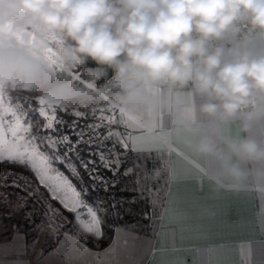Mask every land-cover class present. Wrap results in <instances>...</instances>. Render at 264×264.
Wrapping results in <instances>:
<instances>
[{
  "label": "clouds",
  "instance_id": "clouds-1",
  "mask_svg": "<svg viewBox=\"0 0 264 264\" xmlns=\"http://www.w3.org/2000/svg\"><path fill=\"white\" fill-rule=\"evenodd\" d=\"M259 46L264 0H0V82L55 105L161 104L149 90L167 86L206 97L202 113L238 118L247 133L264 119ZM223 143L221 152L202 140L196 151L223 169L208 179L234 190L250 178L242 163L264 161V140Z\"/></svg>",
  "mask_w": 264,
  "mask_h": 264
},
{
  "label": "crops",
  "instance_id": "crops-1",
  "mask_svg": "<svg viewBox=\"0 0 264 264\" xmlns=\"http://www.w3.org/2000/svg\"><path fill=\"white\" fill-rule=\"evenodd\" d=\"M149 95L163 103L116 109L120 142L134 153L165 159L166 185L155 226L149 235L116 228L105 251L77 247L64 264H118L116 257L129 247L136 264H264V161L242 163L250 178L224 190L208 179L222 174L219 161L196 151L202 140L221 152L225 140L244 135L260 143L264 119L242 133L238 118L221 122L218 114L202 113L207 98L187 89L160 86ZM0 262L35 264L17 250L0 251Z\"/></svg>",
  "mask_w": 264,
  "mask_h": 264
},
{
  "label": "snow or ice",
  "instance_id": "snow-or-ice-1",
  "mask_svg": "<svg viewBox=\"0 0 264 264\" xmlns=\"http://www.w3.org/2000/svg\"><path fill=\"white\" fill-rule=\"evenodd\" d=\"M78 79L73 75V80ZM28 109L26 103L20 108L6 101L0 82V165L17 164L31 172L36 187L44 189L49 201L71 212L78 228L101 239L98 204L106 215L120 217L125 204L147 199L144 190L130 192L122 185L136 176L127 159L134 149L113 139L107 116L69 112L44 99ZM135 182L139 184V179ZM9 186L24 191L18 184ZM150 212L151 207L142 213L145 220H150ZM81 247L86 249V244Z\"/></svg>",
  "mask_w": 264,
  "mask_h": 264
},
{
  "label": "rangeland",
  "instance_id": "rangeland-1",
  "mask_svg": "<svg viewBox=\"0 0 264 264\" xmlns=\"http://www.w3.org/2000/svg\"><path fill=\"white\" fill-rule=\"evenodd\" d=\"M81 83L88 89H95L96 87V85L85 83L84 81H81ZM89 85L92 87H89ZM3 91L5 100L11 101L13 107L19 106L22 108L23 104L26 103L29 106L28 110H30L36 106L40 100V98L30 91L17 88L13 85L6 86L3 84ZM49 104L55 105L51 103ZM55 106L69 112H80L81 115L88 112L91 116L93 113L96 116H107L112 123H117L116 105L112 104L107 99L99 104L88 107ZM33 115H35V113H33ZM36 119L39 120L40 118L37 116ZM114 135L116 138H120L118 130L114 131ZM146 159V157L144 158L143 156H138L137 159L133 160V168H135L136 176L128 178V180L124 182V185L130 192L134 189L144 190V195L147 199H138L136 204H129V206H126L125 213L130 214L132 220L115 227L113 232L116 228H126L136 231L139 234L149 235V230L152 226H155L157 222L166 185V163L162 156L159 157V160H156V162H154L150 157H148L149 160ZM146 161H149L153 168L147 167L148 165L146 164ZM136 179H139V184L135 182ZM21 180L25 185L30 187L26 179L22 178ZM32 189V193H35L38 198H43L44 193L42 191H40L37 187ZM44 203L46 209L43 216L45 217V220H41L39 224L27 229L25 233L15 229L14 231L9 232L8 230L7 232L6 227L2 223L0 224V251H21L35 264H64L65 259H73V256H75L74 253L78 248L83 249V247H81V243L86 244V248L88 249L90 247L87 246V242H90L93 246L91 249L98 252L105 251L110 246L113 234L109 239L108 232L103 226L104 221L102 217H100L103 229V237L101 239H96L94 236L89 235L78 228L76 222L73 221V214L71 212L72 219L70 220V224L68 228L62 231L60 229L63 227L62 225L67 222V220H64L66 222L60 220L63 217H61L57 207L52 206L48 203V201H44ZM22 207L23 203L12 206L13 211ZM149 207H151L150 220H145L142 213L144 211H148ZM129 248L124 252L121 251L116 257L118 264H136L137 260L132 257V253L128 251ZM112 254H114L113 251Z\"/></svg>",
  "mask_w": 264,
  "mask_h": 264
},
{
  "label": "trees",
  "instance_id": "trees-1",
  "mask_svg": "<svg viewBox=\"0 0 264 264\" xmlns=\"http://www.w3.org/2000/svg\"><path fill=\"white\" fill-rule=\"evenodd\" d=\"M84 67L95 68L96 65L93 62L89 61ZM111 75V70H109L108 77H111ZM100 83H103V79ZM84 115L91 116L88 112H86ZM92 115L95 114L93 113ZM112 124H114L115 127H112ZM112 124L107 125V127H109L110 131H112V133L114 134V131L120 130V127L118 125V122ZM113 139H117L115 135H113ZM138 156H143L144 158L146 157V160H149L148 156L145 154H137L133 151H130L127 154L128 166L130 168H133V160L137 159ZM151 159L156 162L155 158ZM146 162V164L148 165L147 167L153 168L149 161ZM21 174H23V176H21ZM22 178L27 180L30 187L26 186L22 182ZM124 182L126 181H122L123 186H125ZM10 184H18L20 188H24V191H20L17 187H11L9 186ZM34 187H36V184L32 177V173L28 172L25 168H22L17 164H9L7 162L0 165V224L2 223L6 227L7 232L8 230L9 232H11L15 229L17 231L25 233L27 229L35 226L36 224H39L41 220H45V217L43 216L46 209L44 201H48V203H50L52 206L57 207V209L59 210L61 217L64 218L60 220H62L63 222H66L64 220H67V222L62 225L63 227L60 230L63 231L68 228L70 220L72 219V214L65 211L55 201H49L47 193L43 188H38L44 193L43 198H38V196L31 191ZM33 201H35V203ZM25 202H27L26 208L22 207L17 209L16 211H13V205L21 203H23L24 205ZM126 206H129V204H125V208L122 210L120 217H114L111 214L106 215L104 209L100 207L99 204L97 205L98 214L104 221L103 226L108 232L109 239L112 237L113 229L115 227H118L122 225V223L132 220L131 215L125 213ZM87 246L90 248L93 247L90 242H87Z\"/></svg>",
  "mask_w": 264,
  "mask_h": 264
},
{
  "label": "built area",
  "instance_id": "built-area-1",
  "mask_svg": "<svg viewBox=\"0 0 264 264\" xmlns=\"http://www.w3.org/2000/svg\"><path fill=\"white\" fill-rule=\"evenodd\" d=\"M259 47H264V46H259ZM259 47H258V49H257V50H259Z\"/></svg>",
  "mask_w": 264,
  "mask_h": 264
}]
</instances>
